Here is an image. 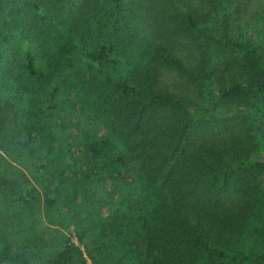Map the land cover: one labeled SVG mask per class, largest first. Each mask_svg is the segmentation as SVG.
I'll list each match as a JSON object with an SVG mask.
<instances>
[{"label":"trees","instance_id":"obj_1","mask_svg":"<svg viewBox=\"0 0 264 264\" xmlns=\"http://www.w3.org/2000/svg\"><path fill=\"white\" fill-rule=\"evenodd\" d=\"M252 7L264 19V0H0V168L32 163L44 183L0 176V264H37L30 215L65 183L74 234L45 264H264Z\"/></svg>","mask_w":264,"mask_h":264},{"label":"rangeland","instance_id":"obj_2","mask_svg":"<svg viewBox=\"0 0 264 264\" xmlns=\"http://www.w3.org/2000/svg\"><path fill=\"white\" fill-rule=\"evenodd\" d=\"M248 9H249V14H252L255 10V8L253 7ZM253 16L254 17L258 16L260 18L259 22H257L255 25V27L259 28L262 24L261 21L264 20L262 17V11H258L257 13L254 12ZM249 23L251 22L248 21L247 18V20L245 19L244 24H241V26H243L244 28H248L247 24ZM72 111L74 112V118H72V120L75 121V123L77 124V127H74L72 129V131H74L75 129L74 135L83 134L85 136H89L90 124L88 123V118L86 117L83 109L80 111V108L73 107ZM62 112H63L62 120L64 122V125H66L65 129L68 131L70 127V123H69L70 117H68L67 115L68 112L66 110ZM82 140L83 139H80L79 142H81ZM23 156H25L24 150H22L21 152V158ZM9 163L10 165L2 166L0 168L1 177L10 178L14 180L21 179L22 181H26L29 182L30 184H34L40 190L39 192L41 193L43 192L42 185H44V183L35 184L34 177L32 173H30L31 167L33 165L32 163L27 164L26 166L25 164L20 165V163L18 164L13 159L9 160ZM71 175L72 173L68 170L66 181L69 180L68 176ZM59 187L63 188L64 190L63 191L59 190L58 202L56 203V208L51 215H47L41 206H38V208L34 210L33 214L31 215L28 214L30 215V220H33L31 225L29 226L30 231L32 232L31 242L36 243V245L38 244L40 248V252H38L39 258L36 259L38 261L37 264H45L48 261L47 257L50 256L49 247L58 242L59 235L68 233L66 228L69 229L71 234H74L73 225L70 224V218L74 215L75 213L74 210H76L77 212L78 208L80 207L79 206L80 195L75 190H72V193H70L71 191L66 183L64 184V187L63 186H59ZM112 190L114 191L115 189ZM41 200H43V198ZM15 208L18 211L21 210V215L26 214L25 212L26 209L24 207L20 209L18 206H15ZM12 218H14V221L12 220L14 224L21 223L19 220L22 218H17L15 217V215H13ZM26 231H24L25 234L28 233ZM51 231H55L57 235L53 236L51 234ZM9 237L11 239L12 244L14 245L13 238L10 235ZM73 241L75 242L76 239L73 238Z\"/></svg>","mask_w":264,"mask_h":264}]
</instances>
